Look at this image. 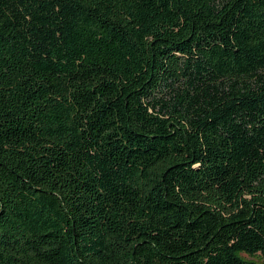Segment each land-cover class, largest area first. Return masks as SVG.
<instances>
[{
    "label": "trees",
    "instance_id": "trees-1",
    "mask_svg": "<svg viewBox=\"0 0 264 264\" xmlns=\"http://www.w3.org/2000/svg\"><path fill=\"white\" fill-rule=\"evenodd\" d=\"M0 264H264V0H0Z\"/></svg>",
    "mask_w": 264,
    "mask_h": 264
},
{
    "label": "rangeland",
    "instance_id": "rangeland-1",
    "mask_svg": "<svg viewBox=\"0 0 264 264\" xmlns=\"http://www.w3.org/2000/svg\"><path fill=\"white\" fill-rule=\"evenodd\" d=\"M241 256L245 259H248V260H254V261H259L260 260V257L258 256H249V255H246V254H241Z\"/></svg>",
    "mask_w": 264,
    "mask_h": 264
}]
</instances>
